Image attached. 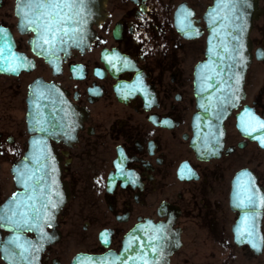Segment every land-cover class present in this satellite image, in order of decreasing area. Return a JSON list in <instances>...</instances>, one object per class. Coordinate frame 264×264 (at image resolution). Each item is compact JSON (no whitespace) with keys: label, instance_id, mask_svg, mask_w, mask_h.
I'll return each mask as SVG.
<instances>
[{"label":"flooded vegetation","instance_id":"1","mask_svg":"<svg viewBox=\"0 0 264 264\" xmlns=\"http://www.w3.org/2000/svg\"><path fill=\"white\" fill-rule=\"evenodd\" d=\"M17 1L0 0V216L18 191L12 166L32 138L36 153L54 156L63 195L38 196L61 203L40 233L16 234L0 220V264H84L119 254L141 224L178 233L167 264H264V206L255 253L235 238L239 212L230 203L241 169H251L264 191V147L236 126L245 106L264 120V0L250 32L244 98L224 122L221 154L209 159L190 140L193 72L204 57L212 0H104L89 48L52 60L32 49ZM189 24L198 35L178 29ZM34 85L36 125L29 122ZM15 239L28 248L26 259L8 243Z\"/></svg>","mask_w":264,"mask_h":264},{"label":"water","instance_id":"2","mask_svg":"<svg viewBox=\"0 0 264 264\" xmlns=\"http://www.w3.org/2000/svg\"><path fill=\"white\" fill-rule=\"evenodd\" d=\"M20 2L21 0H18L17 9ZM226 4L227 7H225ZM232 5L235 7L233 8ZM102 11L103 0H76V7L72 9V13H74L72 21L65 25L69 29L68 33L57 32L55 39H53L52 33L43 34L45 38L52 41L51 45L43 42V39L40 38L41 34H38L34 25L29 24L25 27L27 21L22 18L20 11L19 14L21 26L34 33L31 39L34 49L45 56L52 57L56 53L66 52L71 48L82 50L89 46L93 38L92 24L101 18ZM209 13L212 15L210 16ZM257 16L258 0H213L212 6L206 12L208 35L205 60L197 64L194 72V89L198 111L192 118L194 136L191 143V146L201 157L217 156L220 153L224 135L223 122L231 111L239 105L244 96L245 74L252 56L249 32L253 20ZM225 17L227 18L225 19ZM36 22L44 23L43 20ZM241 116L245 117L246 126L258 127L254 120L243 113L238 115L237 126L240 130H242ZM253 137H258L254 139L263 146L261 143L263 132H254ZM36 147L35 141L31 148ZM54 169L52 157L47 154L30 153L14 165V179L22 191L16 193L15 198L12 199V205L18 206L13 220H20L22 214L30 218L38 217L30 221L36 227L49 221L53 216L52 205H49L52 199H42V207L48 211L47 214H43L38 211L41 202L35 197L39 195L40 190L45 195L50 193L53 185H50L48 180L51 183ZM244 172L250 175L241 176ZM39 174L43 175V180L40 179ZM238 178L240 179L239 188L237 187ZM245 188L249 189L248 193H245ZM252 194H255L256 197L255 216L252 215V209L238 206L242 201L247 203L245 196ZM24 197L30 198L24 199ZM262 197H264L263 188L257 184L255 175L247 170L236 175L233 181L231 199H233L234 207L241 213L242 236L252 245H257L260 238ZM14 229L20 230V228L15 227ZM164 238L162 230L135 228L125 237L119 255L106 254L96 258L92 263L142 264V260L147 259L149 264H164L163 262L173 251V245L176 243L175 238L170 241L167 240L169 236L166 237V240ZM150 244L154 247L150 248ZM126 248L129 250L125 251Z\"/></svg>","mask_w":264,"mask_h":264},{"label":"snow or ice","instance_id":"3","mask_svg":"<svg viewBox=\"0 0 264 264\" xmlns=\"http://www.w3.org/2000/svg\"><path fill=\"white\" fill-rule=\"evenodd\" d=\"M228 5L226 4L225 7ZM76 7V0H21V2L18 4V9L22 15V18L27 21V24L24 26L27 27L29 24L34 25L36 31L38 34H41L40 38L43 39V42L45 44L51 45L52 41L45 38L43 36L44 33H52L53 39H55V34L57 32L63 31L65 34L68 33L69 29L65 27L69 22L72 21V16L74 13H72V9ZM234 8L235 5H232ZM67 10V11H65ZM215 11V10H214ZM72 13V14H70ZM190 15V14H189ZM211 16L212 13H209ZM35 18V19H34ZM227 17H225L226 19ZM37 20H43L44 23H37ZM188 27L190 28L191 25L189 24ZM0 31H3L0 29ZM82 42V41H80ZM105 59H108L107 56H105ZM20 65H17L16 67H11L8 70L10 71H18ZM245 115L250 117L251 120H254L258 127H253L251 130H249V126H246L245 124V117L241 116V129L244 131L247 135L251 136L253 132H264V120H261L258 117H255L252 113H250L248 110H246ZM167 123V121L165 122ZM43 130V129H41ZM258 138V137H253ZM261 143L264 144V139L261 140ZM119 168V165H117ZM247 172H244L241 174V176H249ZM27 187V185H25ZM237 187H240V179H237ZM245 193H248L249 189H244ZM245 199L247 200V203L241 202L240 207H244L247 209H252V215L255 216L254 211V205L256 204V197L255 194L252 195H246ZM262 201H264V197L261 198ZM35 211V209H34ZM16 213L13 211L12 216H15ZM12 216H9L7 213H5L3 216H0V220H5L8 223H11L15 228H24L26 230H31L36 227L33 223L30 221L33 219H36L38 217H27L22 214L20 220H13ZM240 229H237V232H239ZM105 234L102 233V236ZM8 243L14 244L15 247L22 249L19 255L21 258L26 259L25 253L28 252V248H25L23 244L18 242V239L10 240ZM105 243L107 241L105 240ZM149 247H154V245H149ZM253 247H256L254 244ZM129 249L126 248L125 251H128ZM14 254V253H13ZM142 264H149V261L147 259L142 260Z\"/></svg>","mask_w":264,"mask_h":264}]
</instances>
